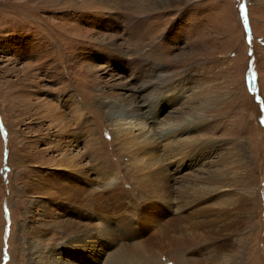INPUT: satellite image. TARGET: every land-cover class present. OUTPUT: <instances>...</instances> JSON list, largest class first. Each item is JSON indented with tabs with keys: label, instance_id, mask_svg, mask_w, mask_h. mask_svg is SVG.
Instances as JSON below:
<instances>
[{
	"label": "rangeland",
	"instance_id": "1",
	"mask_svg": "<svg viewBox=\"0 0 264 264\" xmlns=\"http://www.w3.org/2000/svg\"><path fill=\"white\" fill-rule=\"evenodd\" d=\"M262 121L264 0H0V264H264Z\"/></svg>",
	"mask_w": 264,
	"mask_h": 264
},
{
	"label": "bare ground",
	"instance_id": "2",
	"mask_svg": "<svg viewBox=\"0 0 264 264\" xmlns=\"http://www.w3.org/2000/svg\"><path fill=\"white\" fill-rule=\"evenodd\" d=\"M165 75V74H164ZM162 78V77H161ZM147 79V78H146ZM159 79V78H158ZM151 79H149L148 81H150ZM162 80V79H161ZM160 81V80H159ZM152 83H154L153 81H151ZM132 87V86H131ZM146 87H148L147 85H145V86H141L140 87V89H144V88H146ZM154 105V103L152 102V101H150V102H148V104H147V107L149 108V112H151V111H153L152 110V106ZM140 109V108H139ZM131 109H129V111H130ZM128 111V112H129ZM131 112V111H130ZM139 112V111H138ZM135 113H137V112H135ZM146 114L148 113V111L147 112H145ZM151 116V113L147 116V119H151V121L152 122H154L155 121V118L156 117H152L151 116V118H149ZM188 126V125H187ZM186 126V127H187ZM173 127V126H172ZM176 131L177 130H174V131H168V132H166V133H164V134H161V135H159L157 138H149V137H145V138H143L142 140H136V139H134V138H130V137H128V133L129 132H124L123 134H121V136L123 135V137L121 138V142L123 143L122 144V146L124 147V146H126L127 147V149L128 148H132V147H140V149L142 148L143 150H144V152L145 153H148V156H149V160L152 158V160L153 161H157L158 162V160H159V157L158 156H155V157H153L152 155H151V153H150V150H152L153 148H155V147H159V144L162 142V140L163 139H165V140H167V139H171L170 141H168L169 143H167V146H169L168 144H170V143H176V144H179L180 146L183 144V142H181V141H175L174 139V135H176ZM182 131V130H181ZM178 133V132H177ZM173 138V139H172ZM170 146L172 147V145L170 144ZM169 146V147H170ZM185 146V145H184ZM127 149H125V150H127ZM139 148H137V150H138ZM141 149V150H142ZM175 149H176V147H175ZM175 149H169V155H170V153H175V152H177L178 150H175ZM130 151V150H129ZM132 151H133V149H132ZM135 151V150H134ZM153 151V150H152ZM181 151V150H180ZM138 153V152H137ZM142 153V152H141ZM143 154V153H142ZM146 156L147 155H144V157L146 158ZM65 162V161H64ZM64 162H62L63 164H61L62 165V167L64 166ZM159 162H160V160H159ZM61 167V166H60ZM59 167V168H60ZM73 167V166H72ZM104 168V167H103ZM158 171V168H155L154 169V172L156 173L157 171ZM98 172L99 173H102V175H105V177L104 178H102L103 180H102V184H104V185H106V184H113L114 185V183L116 182V179L114 180V178H113V180L110 178V175L107 173V170H103V169H100V171H99V169H98ZM158 173V172H157ZM156 173V174H157ZM153 174V173H152ZM88 175V174H87ZM149 177H151V176H149ZM152 178V177H151ZM111 179V181H109ZM140 179V178H139ZM149 180V179H148ZM152 180V179H151ZM150 181V180H149ZM106 187V186H105ZM113 187V186H112ZM116 187V186H115ZM92 188L94 189V191H92V192H95L96 190H98V186L96 185V184H94V185H92ZM108 187H106V189H107ZM110 188H111V186H110ZM114 188V187H113ZM92 189V190H93ZM90 195V194H89ZM93 196V195H92ZM167 201V200H166ZM168 202V201H167ZM84 243V242H83ZM74 246V245H73ZM74 251V250H73ZM114 258H115V256H114Z\"/></svg>",
	"mask_w": 264,
	"mask_h": 264
},
{
	"label": "snow or ice",
	"instance_id": "3",
	"mask_svg": "<svg viewBox=\"0 0 264 264\" xmlns=\"http://www.w3.org/2000/svg\"><path fill=\"white\" fill-rule=\"evenodd\" d=\"M262 122H264V121H262Z\"/></svg>",
	"mask_w": 264,
	"mask_h": 264
}]
</instances>
